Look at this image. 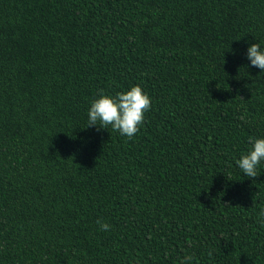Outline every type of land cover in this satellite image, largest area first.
<instances>
[{
    "label": "trees",
    "instance_id": "1",
    "mask_svg": "<svg viewBox=\"0 0 264 264\" xmlns=\"http://www.w3.org/2000/svg\"><path fill=\"white\" fill-rule=\"evenodd\" d=\"M252 43L264 0H0V264H264ZM133 85L132 139L87 126Z\"/></svg>",
    "mask_w": 264,
    "mask_h": 264
},
{
    "label": "clouds",
    "instance_id": "2",
    "mask_svg": "<svg viewBox=\"0 0 264 264\" xmlns=\"http://www.w3.org/2000/svg\"><path fill=\"white\" fill-rule=\"evenodd\" d=\"M247 59L254 67H258L264 72V49L258 43H252L247 48ZM151 108V98L143 91L139 85H133L128 90L116 93L115 97L105 94L100 90V94L91 101L88 109L87 126H98L108 129L132 139L139 131L144 122L145 113ZM251 148L237 161L238 167L246 177L254 178L258 176L257 166L264 161V137H250ZM261 217H264V210H261ZM264 223V219L261 220ZM97 224L103 231L110 230V225L102 220ZM193 256L186 255L181 264H191Z\"/></svg>",
    "mask_w": 264,
    "mask_h": 264
}]
</instances>
